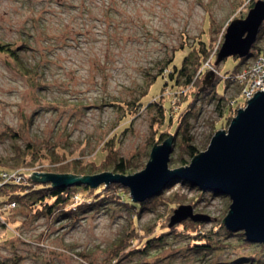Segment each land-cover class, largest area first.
Masks as SVG:
<instances>
[{
  "label": "rangeland",
  "instance_id": "1",
  "mask_svg": "<svg viewBox=\"0 0 264 264\" xmlns=\"http://www.w3.org/2000/svg\"><path fill=\"white\" fill-rule=\"evenodd\" d=\"M252 1L0 0V45L8 44L20 59L0 51V163L27 164L33 171L75 158L89 163L99 159L101 146L113 137L118 156L138 153L143 162L139 171L144 169L153 147L150 140L156 135L152 121L158 112L144 107L126 120L123 109L112 102L137 97L179 47L193 45L208 32L209 15L213 51L220 48L231 20L245 17ZM257 41L263 44L264 33ZM241 61L229 56L214 69L208 66L216 75L212 85L208 72L192 88L183 87L181 103H189L191 134L201 151L244 106L239 84L228 79L237 73ZM218 92L225 97L222 104L236 99L240 106L226 112L219 109ZM174 142L169 167L181 166L183 159L190 163L192 158L184 152L179 135ZM120 185L110 190L104 189L107 185L102 189L89 186L90 192L80 189L76 203L84 202L98 188L97 196L106 194V198L99 207L69 216L40 214L16 205L9 218L11 228L0 219V264H264V248L259 243L240 246L245 235L226 232L222 220L231 199L183 180L168 184L162 199L180 195L181 204L210 215L201 229L226 246L193 248L181 224L188 218L170 226L172 232L161 234L147 251L135 244L123 251L121 259L112 260L110 250L123 232L132 229L134 214L140 228H149L165 224L181 205L171 209L158 198L137 212V207L117 195L127 188L126 197L132 200L130 189Z\"/></svg>",
  "mask_w": 264,
  "mask_h": 264
},
{
  "label": "trees",
  "instance_id": "2",
  "mask_svg": "<svg viewBox=\"0 0 264 264\" xmlns=\"http://www.w3.org/2000/svg\"><path fill=\"white\" fill-rule=\"evenodd\" d=\"M254 3L255 0L252 1L250 7H252ZM212 23V17L209 15L208 32H205V34L197 38L193 45L184 43L181 47H179V49L174 52L171 58L165 62L160 71L150 77L147 82V86L137 97H135L133 100L112 102L123 109L124 119L126 120H132L134 115H137L140 109L144 107H152L157 110L158 115L154 116V120L152 121V126H154L156 135L150 140L151 146H153L156 142L161 143L170 135V132H173L175 136L179 135L181 137V146L184 147V152H186L190 158H193L195 155L201 152V150L198 149L194 144V137L191 134L192 126L189 119L190 115H188L191 109L187 108L189 103L186 104L187 101L181 103L183 99L180 97H183L182 91L184 86L192 88L198 79L202 78L208 72H211L206 62H209L214 67L218 66V64H216V57L219 47L213 51L212 45L214 43V38L211 34ZM263 33L264 23L261 27V32L258 39L261 38ZM253 48L254 52L250 53V55L247 57H251L252 55L259 53L261 50V44L256 41ZM0 51H6L12 57L20 60L16 50L9 47L8 44H1ZM247 57L241 58L242 61L239 64L240 66L247 59ZM239 65L237 67H240ZM220 78L221 75L219 78H217V82L220 81ZM228 79L232 81L233 75L228 77ZM218 93V96H220L219 98L217 97L219 109H224L226 112L227 108H229L230 111L231 109L236 110V108L240 106L238 103L239 101H236L232 104L231 100H229L227 103L225 102V105L222 104V102L225 100V97L221 92ZM174 104H177L176 109H174ZM241 104L244 105L243 103ZM229 122L230 118L227 119V125ZM104 143L101 146V153H97L100 156L98 160L93 159L90 160L91 162L87 163L79 158H75L68 160V162H65L57 167H48L45 169V171L58 173L70 172L77 175L95 174L103 171L130 174L139 171V169L142 167L143 162L139 159L138 153L132 154L126 158L123 156H118L116 147L117 143L113 137L109 138ZM188 163L189 161L187 159H183L180 164L181 166H184ZM25 165L23 167H17L15 165L11 167L0 163V219L3 220V224L8 225L10 228L11 225L9 223V218L16 205L24 206L40 214L59 213L69 216L75 213L79 214L93 206L99 207L103 199L106 198V194L97 196V191L100 188L102 189L105 187L104 183L100 188L96 189L88 199H84V202L76 203L75 196H78L77 192L80 189L87 191L89 190V192L92 190L88 185L81 184L62 188L53 186L50 182H35L31 177V174L34 171L30 168H26ZM16 171L22 175V179L19 181H17L15 178L5 179L1 174L2 172L13 173ZM107 187L108 185L104 189L110 190L113 187H121V185L120 183H114L111 187ZM127 192L128 189L123 188L117 195L122 197L124 202H130L132 206L137 207V212H139L140 208H142L145 204L154 203L158 198L163 200L162 194L159 193V196H155L154 200L153 198H149L150 200L147 199L144 202L135 203L129 196L126 197ZM163 201H165L171 209H174L184 200H182L180 195H178L177 198H167ZM137 217L138 215L134 214L133 219L135 224L133 225L132 229L123 232L122 236L111 248L110 255L113 257L112 260L116 261L121 259L124 255L123 251H125L129 246L135 244L137 245L138 249L143 245L144 251H147L150 246L158 243L155 241L160 239L161 234L172 232L170 228L171 216L166 218L165 224H158L157 226L151 225L149 228H140L137 224ZM204 222L206 221L202 222L188 219L181 223L184 226V229H187L188 235L192 238L193 248L199 250L224 248L226 245L221 246L220 242L213 241L211 237L201 229V225ZM152 227L153 229L151 230ZM226 232L229 234L231 233L229 230H226ZM239 233L240 235L244 236L243 231H240ZM251 244L253 243L249 242L246 238H243V241H241V243L238 245L249 246ZM258 245L264 248V244L259 243Z\"/></svg>",
  "mask_w": 264,
  "mask_h": 264
},
{
  "label": "water",
  "instance_id": "3",
  "mask_svg": "<svg viewBox=\"0 0 264 264\" xmlns=\"http://www.w3.org/2000/svg\"><path fill=\"white\" fill-rule=\"evenodd\" d=\"M264 23V0H257L245 17L231 20L216 57V64L229 56L250 55ZM215 73L207 74L212 85ZM175 135L156 142L144 169L130 173L103 171L77 175L34 171L35 182H50L56 187L85 184L97 188L120 183L130 189L134 202H144L161 193L172 181L183 180L203 191L226 195L231 199L223 218L230 231H243L245 238L264 244V90H257L239 107L226 129L212 136L208 147L195 155L189 164L169 167ZM191 218L210 221L211 216L195 213L190 204H181L171 216L170 226Z\"/></svg>",
  "mask_w": 264,
  "mask_h": 264
},
{
  "label": "built area",
  "instance_id": "4",
  "mask_svg": "<svg viewBox=\"0 0 264 264\" xmlns=\"http://www.w3.org/2000/svg\"><path fill=\"white\" fill-rule=\"evenodd\" d=\"M208 65V64H207ZM214 69V66L208 65ZM233 82L239 84L241 101L246 105L248 99L252 98L257 90H264V42L261 45V50L256 55L247 57L241 64L237 73L233 75ZM236 99L231 103H235ZM2 177L5 179L15 178L17 181L22 179V175L18 171L9 173L2 172Z\"/></svg>",
  "mask_w": 264,
  "mask_h": 264
},
{
  "label": "flooded vegetation",
  "instance_id": "5",
  "mask_svg": "<svg viewBox=\"0 0 264 264\" xmlns=\"http://www.w3.org/2000/svg\"><path fill=\"white\" fill-rule=\"evenodd\" d=\"M216 78V75L214 76V79Z\"/></svg>",
  "mask_w": 264,
  "mask_h": 264
}]
</instances>
